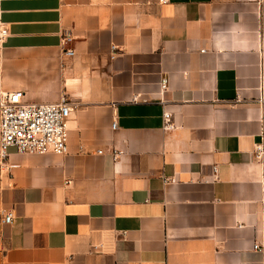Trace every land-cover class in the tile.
<instances>
[{
  "label": "crops",
  "instance_id": "crops-1",
  "mask_svg": "<svg viewBox=\"0 0 264 264\" xmlns=\"http://www.w3.org/2000/svg\"><path fill=\"white\" fill-rule=\"evenodd\" d=\"M0 25V91L75 103L66 152L0 155V264H264V0H0Z\"/></svg>",
  "mask_w": 264,
  "mask_h": 264
},
{
  "label": "built area",
  "instance_id": "built-area-1",
  "mask_svg": "<svg viewBox=\"0 0 264 264\" xmlns=\"http://www.w3.org/2000/svg\"><path fill=\"white\" fill-rule=\"evenodd\" d=\"M166 2L167 0H159ZM7 34L6 27L0 25V41ZM71 35L64 34L61 44L71 40ZM66 55L73 53V48L63 47ZM115 51V45L111 46ZM163 79L162 87H166ZM20 89L0 91V155L5 157L7 147L13 146L20 153H64L67 150V121L75 103L65 94L59 99L46 102H28L23 99ZM165 126L170 125L171 113H163ZM115 127V122L112 123ZM254 154L264 156V136L256 143ZM13 212L4 210L2 222L11 223ZM258 243L253 247L258 248Z\"/></svg>",
  "mask_w": 264,
  "mask_h": 264
}]
</instances>
